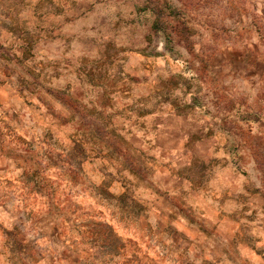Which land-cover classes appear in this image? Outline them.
Returning <instances> with one entry per match:
<instances>
[{"label":"rangeland","instance_id":"1","mask_svg":"<svg viewBox=\"0 0 264 264\" xmlns=\"http://www.w3.org/2000/svg\"><path fill=\"white\" fill-rule=\"evenodd\" d=\"M260 217L264 0H0V264H264Z\"/></svg>","mask_w":264,"mask_h":264},{"label":"crops","instance_id":"2","mask_svg":"<svg viewBox=\"0 0 264 264\" xmlns=\"http://www.w3.org/2000/svg\"><path fill=\"white\" fill-rule=\"evenodd\" d=\"M239 189L242 192V190H243L242 185L235 186L234 188L230 189V193H231V191L234 192V193H236V192H238ZM243 192H246V191L244 190ZM258 198L259 197H255V196L251 195L250 196V199H249V202L248 203H245V204H248V206L250 207V209L253 210L257 206V204L255 203V201L259 200ZM254 222H255L256 226L253 228V231H258V234L259 233L262 234V236L260 238H263L262 241H264V235H263L264 234V217H260L256 221H254ZM259 243H261V241ZM263 245H264V243H263ZM249 253H254V252H253V250H250Z\"/></svg>","mask_w":264,"mask_h":264}]
</instances>
